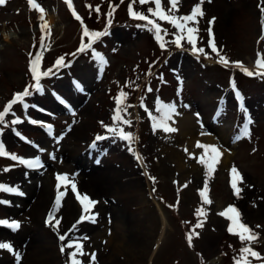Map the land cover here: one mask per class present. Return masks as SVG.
<instances>
[{
    "label": "rangeland",
    "instance_id": "1",
    "mask_svg": "<svg viewBox=\"0 0 264 264\" xmlns=\"http://www.w3.org/2000/svg\"><path fill=\"white\" fill-rule=\"evenodd\" d=\"M225 1L229 6L227 11L230 10L225 18V25L227 21L228 26H223L218 33L219 21L214 25L209 24V7L215 8ZM36 2L45 11L51 10L58 19L55 26H50L49 36L41 32L40 13L29 5L28 0H7L5 5H0V36L5 32L13 37L0 50V111L13 98L14 93L34 82L30 73V61L36 55L42 57L41 71L53 67L56 59L61 56L65 57V62L70 66L60 68L54 75L61 76L60 86L54 83L57 82L54 76L42 79L46 96L34 93L26 98V103L29 104L27 111L19 103L13 106L15 116L24 122L13 125L10 121L14 117L7 116L9 123L3 127L0 141L7 151L22 157H29L32 152L38 151L35 145L44 149L41 157L46 162V168L31 171H38L33 173L32 178L49 171V178L54 179L52 197L48 201L49 212L57 207L55 200L61 192L64 195L61 196V204L56 212V217L61 222L71 204L78 202L69 184H62L59 191L56 187L58 173L69 176L77 174L75 161L73 165L64 164L56 154L67 157L68 161L83 157L85 166L93 165L103 171L107 170V166L128 171L130 163L138 161L136 155H139L149 182L148 188L143 190L145 195L130 184L131 177L119 176L111 194L107 195L108 199L102 201V205L107 207V214H101L97 209L90 214L95 222L91 220L87 235L91 242H95L92 244L94 249L98 250L92 251L96 254V264H212V260L218 257L220 261L217 264H235L240 258V250L245 246H251L264 257V78L248 76L231 64L228 67L220 64L216 54L208 46L210 36L207 31L211 28L221 55L226 56L229 61H241L245 67L254 70L257 53H264V40L260 39L264 35V13L261 12L264 0H203L201 7L204 15L197 18L198 23H189L188 26L198 29L196 46L204 48L211 58L193 53L186 39L181 41V47H177L172 43L175 38L173 33L177 30L167 21L151 17L161 25V36L167 42L161 48L154 32L143 26L145 22L130 17V0H73L75 11L82 17L83 26L90 31L106 30L108 33L100 37L91 49L79 53L77 49L82 42L87 43L88 38L82 36V24L74 18L65 0ZM162 4L167 11L170 7L169 0H162ZM197 4H200V0H179L175 14L187 15ZM86 5H92V9ZM96 6L100 7L99 13L95 11ZM150 7L154 8L155 5H141L138 2L134 5L136 11L145 14H148ZM109 12L113 13L111 25L108 24ZM113 34H116L118 40L112 39ZM93 49L104 57L106 63L101 64L92 55ZM72 53L77 54L73 56ZM85 74L94 76L92 83L82 91L77 88L75 94L72 92L74 82ZM232 80L242 100L236 96L231 86ZM148 87L152 88L151 92L146 90ZM121 91L127 93L125 103L129 107L124 117L131 120V125L120 124L119 127L133 134L134 141L131 144L107 133L101 124L103 121L105 125L115 126L112 120L116 107L115 98ZM52 92H56L57 100L52 97ZM58 93L66 96L61 100L70 108L53 107L56 101H61L58 100ZM158 100L175 103L177 111L184 105L199 110L197 113L200 115L202 110H207L213 115V120L216 119L219 124L227 127L231 126L232 130L228 133L229 144H218H225V153L229 155L227 157L219 149L221 156L211 174L205 164L199 163L201 155L206 160L214 155L210 150L197 148L191 155L190 151H182L184 172H180L177 165L170 162L173 154L166 152L168 145L161 141L163 134L169 133L154 130L148 112L141 106L146 105L153 115L159 116L161 114L155 110ZM32 105L44 109L43 116L31 110ZM29 117L51 123L53 133L50 134L39 124L30 123ZM245 126L249 130L248 136L243 135ZM17 132L34 144L26 142ZM97 135L108 137L105 148H102L103 142L95 141ZM56 137L62 139L57 141ZM94 150L99 152L95 153ZM53 154L55 159L51 158ZM225 158L228 159L226 163L223 162ZM7 167H12V170L3 171ZM233 167L243 177V182L237 181V186L242 189L239 196L235 195L231 186ZM195 168L198 169L199 176H195ZM25 170V166L0 157V184L24 190L21 184H25V181L21 177L26 174ZM153 177L154 181L151 179ZM205 183L212 201L210 205L203 204L199 195ZM149 191L167 215L169 224L168 234L158 254L149 262V255L144 253H114L109 249V242L119 224L130 235L138 232L141 233V238H147L148 233H151L149 241L155 235L152 227L159 231L161 216ZM4 198V192L0 191V200H5ZM27 201L29 200H22L25 203ZM230 205L238 209L241 222L258 234V240L249 245L248 242H241L238 235L228 231L232 222L219 213ZM201 207L205 210V215L199 218L203 226L195 228L198 222L196 211ZM81 215L82 213L77 214L78 218L76 216L74 222ZM14 218L21 223V227L19 230H12V234L9 233V228L2 229L0 242L11 243L21 259L17 262L14 253L0 249V264H68V252H61L62 243L66 244L68 241L59 240V236L65 234L60 225L57 228L46 223L47 226L34 231L33 234L46 250L44 249V253L40 250L38 253L28 252L32 255L16 247L15 238L27 234L28 223L22 222L20 214H8L4 204H0V219L11 221ZM257 225L260 227L257 228ZM193 228L198 235L193 236L190 246L187 235ZM72 238L79 240L85 249L86 244L90 243L78 234ZM114 245L118 247L115 242ZM47 252L51 256H47ZM58 255L59 258L56 257ZM78 259L82 264H90L89 255L78 256ZM248 259L251 264H264V260L251 256Z\"/></svg>",
    "mask_w": 264,
    "mask_h": 264
},
{
    "label": "snow or ice",
    "instance_id": "2",
    "mask_svg": "<svg viewBox=\"0 0 264 264\" xmlns=\"http://www.w3.org/2000/svg\"><path fill=\"white\" fill-rule=\"evenodd\" d=\"M7 0H0V5H5ZM29 5L35 9L38 10L40 13V29L41 32L45 34V36H49L51 34V29L49 23L45 20V9L36 2V0H28ZM139 3L141 5L144 4H154V8H148V14H145L144 12H138L135 10L134 5L136 3ZM65 3L67 4L68 8L71 10L72 15L77 21H80L83 27L82 31V36L88 38L87 43H81L80 47L77 49V52L83 53L88 49L92 48V45L102 36L107 35V31H90L86 26H83V21L82 17L77 14L75 11L74 5H73V0H65ZM203 0H200V4L194 5L193 8L191 9L190 13L187 15H182V16H177L175 13L178 11V4L179 0H169L170 7L165 10L162 4V0H130L129 2V15L131 18L144 21L145 22V27H148L149 31L154 32L155 34V39L160 43V47L164 48L166 45V41L163 40V37L161 36L162 28L159 23L156 22L155 19H152L151 17H156L159 20L162 21H167L170 23L176 30L177 32L173 33L174 35V40L172 41L173 44H175L177 47H181V41L185 40L189 45H191V51L196 54H204L206 58H211L209 56V53L205 51L204 48L197 47V33L198 29L196 27H189V23L195 24L198 23V17H202L204 15L202 11V5ZM90 10L92 9V5H86ZM115 6H113V9ZM95 11L97 13L100 12V7L96 6ZM261 12L264 13V7L261 8ZM112 12L108 13V24L111 25V17H112ZM215 22V17L212 18V20L209 21V24H213ZM210 39L208 42V46L211 50L212 53H215L218 62L225 67H228L230 64L238 69H240L244 74L248 76H259L261 78H264V53H257V59L255 61L254 65V70H250L248 67H245L241 61H229L228 58L224 55H221L220 51L217 48V45L214 41V34L211 32V28L208 30ZM186 34V35H185ZM165 35H167V32L165 30ZM261 40H264V35L260 37ZM43 43V39L41 41ZM77 53H72L73 56H75ZM92 55L98 59V61L101 64L106 63L104 60V57L101 56L99 53L95 52L93 49ZM41 60L42 57L41 55H36L34 59L30 61V73L32 77L33 83H29L28 85L25 86V88L20 91L16 92L13 94V98L9 100L6 105L4 106L3 110L0 111V134H2L3 127H6L8 125V121L6 120V117L9 115H12L14 119L10 121L11 124L16 125L23 123L24 121L18 117L15 116V113L12 111L13 106L19 103L25 111L28 110L29 104L26 103V98L31 97L34 93H43L44 92V86L42 84V79L45 77L49 76H54L56 72L60 68H67L70 66L69 63L65 62V57L61 56L56 59L53 67H50L44 71H41ZM179 80V77H178ZM182 84V80L180 81ZM75 87L80 88V85L78 82L74 84ZM231 86L233 90L236 93V96L240 98L241 100L243 99L240 92L236 89V85L234 80L231 81ZM82 90V89H81ZM148 92L152 91L151 87H148L146 89ZM127 93L124 91H121L119 93V96L115 98L116 100V107L114 109V116L112 117L113 123L115 126L112 125H105L103 121H101V124L103 127L106 129L107 133H111L114 137L118 136L120 139H123L126 142H129L131 144L134 141V136L131 132H125L122 128L119 127L120 124L124 125H131V120L125 119L124 113L127 112V108L129 105L125 103ZM62 103H65L63 100H61ZM142 107H144L145 111L148 112V115L152 121V127L154 130L160 129L163 130L166 133H174L178 131L173 126H170L169 121H172V118L174 115H179V113L176 110V104L175 103H163L160 102L159 100L157 101L156 104V112H159L161 115L156 116L153 115L151 111L148 110L147 106L142 104ZM32 107H37L35 105H32ZM184 107H190L189 105H184ZM40 111H45L44 109H39ZM198 120H199V113L196 114ZM29 122L36 125L39 124L42 127H45L47 131L51 134L53 133V126L51 124H47L43 121H37L35 119H32L29 117ZM174 123V121H173ZM249 123H251V118L249 117ZM17 135L20 136L22 139H25L26 142L34 144L32 141H27L25 137L22 136L21 133L17 132ZM244 136L249 135V130L248 127H244ZM108 137L106 135H97L95 137V141H101L104 139H107ZM57 141L59 139H62V137H56ZM95 146V143L93 144V147ZM198 148L205 149V150H210V152L214 155L211 156L210 159L206 160L203 155L200 156L199 158V163L205 164L208 170V173L211 174L213 171V167L215 163L218 161V159L221 156V152L219 148L215 145H206L202 144L200 142H197L196 145ZM38 151L43 152L44 149H40L38 145H35ZM131 150V149H130ZM185 151H188L185 149ZM191 155V154H190ZM0 157L8 158L13 162H16L18 165H23L27 169H39L42 168L44 165L40 159V157L34 156L31 158H26L19 156L15 153H10L7 151L6 146L3 144L2 141H0ZM52 159H55L54 154L51 156ZM136 159L140 160L141 157L139 155H136ZM12 167H7L4 168L3 171H11ZM231 186L234 189L235 195L239 196L240 192L242 189L237 186V181L243 182V177L242 175L238 172V170L233 167L231 169ZM56 179L58 181V191L59 187L61 184L68 185L70 184L73 192L76 193V198L82 205V215L78 221L83 222L84 220L91 219L92 222H95L94 218L92 215H85L89 213L90 209L98 203L97 201L92 200L87 194H80L77 191V186L75 183H73L68 174H57ZM153 181L155 178H151ZM184 187H187V185H184ZM0 191L3 192H8L16 195H24L22 191L19 190L18 187H13V186H8L5 184H0ZM64 193L61 192L59 195L56 197L55 204L57 205L56 208H53L47 216L46 223L49 224L51 227H57L60 225V219L56 217V212L58 211V208L61 204V196H63ZM199 195L202 198L203 204H208L210 205L212 201L209 199L208 196V186L207 183H205L204 187L202 190H200ZM0 204H10V201L7 200H0ZM98 215V214H96ZM205 215V210L203 207L197 209L196 211V216L198 218V222L195 225V228L202 227L203 224L199 222V218L201 216ZM219 215L225 216L228 220H230L231 226L228 228V231L232 234L238 235L239 239L241 242H248L250 245L251 242L258 240L259 236L257 233H255L252 228H250L247 224L241 222V214L238 211V209L235 206H228V208L220 212ZM54 221V223H53ZM0 226H6L9 229L12 230H19L21 227V223L19 221L15 220H8V219H0ZM257 228L260 227V225L256 226ZM195 228H193L192 231H190L187 235V240L189 245L191 246L193 236L198 235V233L195 232ZM73 230H75V225L73 226ZM84 239H89L88 237H84ZM59 240L61 242L68 241L66 244L62 243L61 247V252H64L66 249H69L71 251L68 252V264H82V261L78 259V256H83V255H89L90 258V264H96V254L93 253H85L83 251V244L79 240H73L70 238L69 235H60ZM0 249H5L8 250L9 252L14 253L15 258L17 262L21 259L20 254L16 252L12 246L11 243H6V242H0ZM241 255L240 258L236 260L235 264H251V261L248 259L249 256L252 258H255L257 260H264V257H261V254L257 251H255L251 246H245L241 250Z\"/></svg>",
    "mask_w": 264,
    "mask_h": 264
},
{
    "label": "bare ground",
    "instance_id": "3",
    "mask_svg": "<svg viewBox=\"0 0 264 264\" xmlns=\"http://www.w3.org/2000/svg\"><path fill=\"white\" fill-rule=\"evenodd\" d=\"M228 4L226 1L223 5L217 4V7H209V13H210V20H212L213 17H215V22L212 24L214 25L217 21H219L217 31H221L223 29V26H228V23L226 21L225 25V18L228 16V13H230V10L228 9ZM227 11V12H226ZM45 18L46 21L49 23L50 26H55V24L58 22L57 17H55L52 14L51 10L45 11ZM16 35V34H15ZM13 34V36H15ZM13 38L12 34L3 33V35L0 36V50L3 49V47L9 43V39ZM113 40H118L116 34H113L112 36ZM55 80L57 82H54L57 86H60L59 80L61 79V76H54ZM78 82L81 86V88L84 90L87 89L90 84L92 83L91 80L94 78V76H88L83 75L78 77ZM84 82V83H83ZM43 96H46V94L40 93ZM56 92H52L51 95L53 98H56ZM75 98V97H74ZM79 103L81 101L77 99ZM43 101V100H42ZM54 108L63 109V105L59 103L58 101L55 102ZM36 106V105H35ZM38 107V106H37ZM37 107L30 106L31 110L35 111L36 114L39 116H43L42 111L39 110ZM179 115H174L172 118V121H169L170 126L175 127L178 129V131L174 133H169L168 135L163 134L161 141L164 144L168 145V148L166 149V152H172L173 157L170 159V162L174 165H177L178 170L180 172L185 171L184 162H183V152L185 149L190 151V154H193L197 151V142H200L202 144L206 145H216L218 148L224 153L227 150V146L225 144L218 145L221 142H225L229 144V138L228 133L232 130L231 126L227 127L223 124H219L218 121L213 120V115H210V113L207 110H202L201 115L199 114L200 121L198 120L196 114L197 112H200L199 110L193 109L191 107H181L178 111ZM215 113V111H214ZM174 121V123H173ZM214 126V128H212ZM106 140H101L100 142H103L102 148L106 147ZM234 148V146L232 147ZM96 150H94L95 152ZM99 151L97 150L98 153ZM39 156L43 167L39 168L40 170L45 169L46 162L41 157V152L35 151L30 154L29 157L31 158L34 156ZM59 156V160L66 163H71L73 165L74 161L76 164V175L69 176L70 180L76 184L77 191L80 194H87L92 200L97 201L96 203L87 213L86 215L92 214L96 209L97 211H100L101 214L104 215L107 214L108 210L106 206L102 205L103 200H107V195H110L112 192V187L115 185V180L117 177L124 178L125 176L131 177L130 184H133L134 187L138 188L140 191V194L143 193L145 188H148V177L145 172V166L143 163V160L135 161L133 160L130 163L128 171L124 169H116L112 166H107V170L103 171L100 169H97L93 165L85 166L84 165V158H75L67 160V157H63L60 154H56ZM227 157L229 155L226 154ZM228 161L227 158L223 160L224 163ZM140 165V167H139ZM34 169H27L26 168V174L23 175L21 178L24 179L25 184L27 187H25V184L22 183V188H19L24 195H16L12 193H6L5 194V200L10 201V204H4V207L7 209L8 214H20V218L22 219V222L28 223L26 226V232L27 234L24 237H16V247L17 249H23L24 252L27 254L38 253L37 251L40 250L44 253V245L41 244L37 237L33 234L34 231L37 229H41L46 224V218L49 213V204L48 201H50L53 193V185H54V179H50L48 174H50L49 171H46L47 173L43 174L40 177L32 178L33 173L38 171H31ZM141 171H144V173H141ZM198 169L195 168V176H199L200 173H197ZM55 177V174H54ZM197 180H199L198 177H196ZM62 185V184H61ZM60 185V187H61ZM70 186V184H69ZM57 187V186H56ZM71 188V186H70ZM72 189V188H71ZM73 192V190H72ZM74 195H76L75 192H73ZM149 196L155 201L154 195L151 191H149ZM27 199L29 201H32V203H29V201L22 202V200ZM77 199V198H76ZM100 202V203H99ZM100 204V205H99ZM156 208L160 212L161 216V225L159 227V231L156 227H152V230L154 232V237L152 238V241H149L152 237L151 233H148L147 238H141V233L134 232L132 235L126 232V230L122 227L121 224L116 226V233L113 235V237L110 238L109 242V249H112L114 253L119 254H130L134 253L136 255H149V262L153 261V258L156 254H158L164 239L166 238L169 230V224L167 215H165V212L163 211L160 204L155 201ZM10 207V208H9ZM80 213H82V205L78 201L76 203L71 204V208L66 212L65 219L63 222H60L61 228L65 231V234L69 235L71 239L74 235H79L82 238L88 237L87 233H89L87 230L90 229L91 225V219L84 220L83 222L76 221L74 222ZM77 216V218H76ZM101 217V216H100ZM15 221H18L16 218H14ZM54 223V222H53ZM76 223V224H75ZM75 225V230H73V226ZM128 228V227H127ZM7 230L8 228L6 226H0L1 230ZM135 229V227L133 228ZM32 230V231H31ZM138 230V229H137ZM147 230V229H146ZM9 233L12 234V229H8ZM136 231V230H134ZM62 234V235H65ZM137 234V237H136ZM139 235V238H138ZM146 235V234H145ZM151 235V236H150ZM137 238V240H135ZM149 238V239H148ZM74 240V239H73ZM117 242H116V241ZM85 241L90 242L86 244L87 249L83 248L84 252L92 253L93 250H96L98 252L97 248L92 246L94 241L91 242L90 239H85ZM114 242L118 247H114ZM67 243V242H66ZM46 250V249H45ZM65 251L69 252L71 250L66 249ZM104 252H107L106 250H102ZM32 252V253H28ZM110 251H108L109 253ZM47 256H51L50 252H47ZM46 254V253H45ZM121 254V255H122ZM33 255V254H32ZM134 255V256H136ZM57 258L60 257V255L56 256ZM220 261V258H214L212 260V264H217ZM106 264H108L106 262Z\"/></svg>",
    "mask_w": 264,
    "mask_h": 264
}]
</instances>
